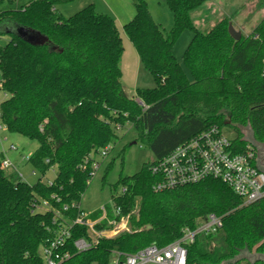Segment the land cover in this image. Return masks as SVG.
<instances>
[{"label":"trees","instance_id":"obj_1","mask_svg":"<svg viewBox=\"0 0 264 264\" xmlns=\"http://www.w3.org/2000/svg\"><path fill=\"white\" fill-rule=\"evenodd\" d=\"M208 1L165 0L174 20L167 30L154 20L147 0H135V15L123 29L155 87L137 89L135 97H129L122 84L124 43L111 16L90 4L66 17L58 6L70 0H33L17 7L16 0H0V35L10 37L7 44L0 43L1 89L7 94L0 123L37 141L29 163L41 175L30 185L0 167V264H43L40 250L56 226L52 213L35 206L43 200L60 210L70 206L67 215L77 217L79 210L71 206L81 204L92 172L86 159L116 144V127L126 123L133 125L135 142L145 145L155 160L112 185L125 191L112 197L108 219L97 223L96 230L109 231L110 221L129 216L128 230L103 235L92 249L77 253L74 242L90 233L74 226L63 250L71 258L63 264H110L114 251L134 254L151 245L164 248L181 239L185 229L196 230L209 214L223 217V228L196 237L187 247L188 264L264 258V200L246 205L214 179L154 189L155 162L211 127L229 128L239 151L247 145L248 127L264 144V19L240 41L229 34L230 18L202 32L192 15ZM19 29L48 41L31 43L18 35ZM185 29L193 33L183 56L192 81L173 52ZM53 168L57 176L49 184L43 179ZM118 207L120 215L114 212Z\"/></svg>","mask_w":264,"mask_h":264},{"label":"built area","instance_id":"obj_2","mask_svg":"<svg viewBox=\"0 0 264 264\" xmlns=\"http://www.w3.org/2000/svg\"><path fill=\"white\" fill-rule=\"evenodd\" d=\"M264 77V66H263ZM7 96V94H5ZM4 127L0 126V129ZM118 131L121 126L116 127ZM225 129L211 127L185 143L177 146L169 155L155 162L151 167L152 174L158 178L154 185L155 191H165L185 186L195 185L207 179L221 181L228 185L232 191L244 200L246 205L264 200V164L261 163L264 153L252 144L244 141L246 147L243 151L238 143H235L234 133L230 130V135L226 134ZM113 144L107 145L96 155L90 154L86 159L92 164L91 183L97 172L102 167L113 149ZM13 148V147H12ZM99 155L102 161H97L95 156ZM23 162L29 163L31 155L22 157ZM0 167L7 173L19 174L17 166L9 159H2ZM52 180L48 181L51 184ZM125 190L122 188L123 193ZM72 208H77L79 214L74 219L67 215L70 206H64L62 210L52 207L47 200L38 203L35 208L42 213L50 212L54 217L56 231L53 238L49 239L40 250L43 264H63L71 258L68 252H63L67 246V241L71 238V230L74 226L86 227L90 233L89 238H81L74 242L77 253H83L92 249L98 244L100 237H114L120 232L126 231L129 216L122 217L119 222L110 221L112 229L99 232L96 225L102 220L108 219L106 210L104 216L99 220H90L89 215L85 214L80 205L73 204ZM115 214L120 215L121 209H115ZM223 217L209 214L201 219L196 230H184L181 239L174 243L159 248L151 245L134 254H125L114 251L110 264H188L187 247L195 242L198 235L216 234L223 228ZM257 255H249L244 261H234L233 264H255ZM264 261V260H262Z\"/></svg>","mask_w":264,"mask_h":264},{"label":"rangeland","instance_id":"obj_3","mask_svg":"<svg viewBox=\"0 0 264 264\" xmlns=\"http://www.w3.org/2000/svg\"><path fill=\"white\" fill-rule=\"evenodd\" d=\"M33 0H16V7L25 5ZM208 4V2H210ZM84 2L85 7L89 3L95 4L96 10L105 12V14L115 12L121 20H127L130 13L135 11V0H74V4H63L58 6V11L66 17H70L77 13L80 9L75 6ZM208 6L204 7V12L196 11L192 15V20L195 26L202 32L209 31L221 19L230 18L233 27L240 31L243 36H249L257 25L264 19V0H209ZM150 11L153 13L156 22L161 24L165 29L170 30L173 27V14L168 8L165 0H147ZM206 4V5H207ZM73 9L68 13L66 9ZM82 8V7H80ZM98 8V9H97ZM109 12V13H108ZM135 15V14H134ZM129 22V21H128ZM122 35L125 53L121 60V69L123 73L122 84L126 94L129 97H135L137 89H151L155 87V80L152 75L141 67L138 68V55L132 42L129 40L127 34L122 27H119ZM193 38V33L189 29L183 30L178 40L174 44L173 52L176 60L184 69L190 81L193 80L192 73L184 66V53L189 43ZM10 40L8 35H0V43L7 44ZM140 83L137 86L136 80ZM6 95L1 89V74H0V110L1 103ZM2 124L0 123V126ZM226 134L231 136L229 128H225ZM119 140L113 144V149L107 159L103 162L102 167L97 172L89 184L82 201V211L89 215L90 220H99L104 216V209L106 213L112 210V197L122 192V186L119 185L116 190L112 188L116 184L119 177L133 176L139 173L142 167L147 163H152L155 158L152 152L143 144L136 143V132L131 123H126L117 131ZM13 147V148H12ZM124 147L127 150L124 156H120ZM38 148L37 141L30 140L19 133H12L5 127L0 129V159H9L14 163H19V174L23 177V181L30 185H34L41 178L30 163H25L22 157L33 155ZM97 161H102V158L95 156ZM109 165L112 168L107 171ZM108 172V173H107ZM57 176L56 168L51 169L44 177V181L53 180ZM106 177V183L103 178Z\"/></svg>","mask_w":264,"mask_h":264},{"label":"water","instance_id":"obj_4","mask_svg":"<svg viewBox=\"0 0 264 264\" xmlns=\"http://www.w3.org/2000/svg\"><path fill=\"white\" fill-rule=\"evenodd\" d=\"M229 34L230 36L235 40V41H240L243 34L240 31H237L234 27L233 24L230 23L229 27ZM18 35H20L22 38H25L27 41L31 42V43H36V44H44L46 43L48 40L44 37H36L34 35H28V32L25 29H19L18 30ZM246 138L245 141L252 144L254 147H256L259 152L264 153V144L258 142L255 137H254V133L253 131L248 127L246 130ZM134 144H136V142H134ZM261 163L264 164V155L262 156L261 159ZM256 261H262L264 260L263 257H256L255 259ZM237 261V260H236ZM234 261H232L229 264H233Z\"/></svg>","mask_w":264,"mask_h":264},{"label":"crops","instance_id":"obj_5","mask_svg":"<svg viewBox=\"0 0 264 264\" xmlns=\"http://www.w3.org/2000/svg\"><path fill=\"white\" fill-rule=\"evenodd\" d=\"M70 5H72V4H74V0H70V2H68ZM209 3H211V1L210 2H208V4ZM90 4H92V3H89V5ZM208 4L207 5H205V7L206 6H208ZM85 5L86 4H84V2H82L81 4H79V5H75V6H77L80 10L81 9H83L84 7H85ZM95 5V4H94ZM61 6V5H60ZM62 6H64V5H62ZM80 7H82V8H80ZM96 7H97V5H96ZM98 9V8H97ZM66 10H68V13L70 12V11H72L73 9H70V8H68V9H66ZM98 12H100V11H98ZM201 12L203 13L204 12V8L201 10ZM100 13H102V12H100ZM104 14H105V12H103ZM109 13V12H108ZM132 13V12H131ZM130 13V16H129V18H127V20H121L118 16H116L117 14L115 13V12H113L112 11V13H109V16H111L114 20H115V22H116V24H117V26H118V29H119V27H122V28H124V26L128 23V21H130L133 17H134V14H135V11H134V13L133 14H131ZM152 13V12H151ZM108 15V14H107ZM152 16H153V18H154V20L156 21V19H155V17H154V15H153V13H152ZM125 53V52H124ZM138 55V54H137ZM138 58H139V56H138ZM141 63V60H140V58L138 59V68H139V70H141L140 68L141 67H139V66H141L140 65V63ZM142 64V63H141ZM145 69V68H144ZM146 70V69H145ZM147 71V70H146ZM148 72V71H147ZM139 83H140V80L139 79H137L136 80V85L138 86L139 85ZM13 162V161H12ZM14 163V162H13ZM16 166H17V168H18V171H19V163L18 164H16V163H14ZM245 258V257H244Z\"/></svg>","mask_w":264,"mask_h":264}]
</instances>
